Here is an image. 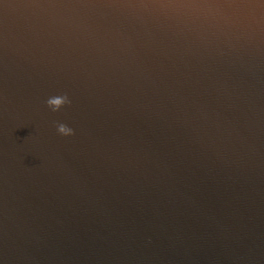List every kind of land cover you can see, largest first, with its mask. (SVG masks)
Instances as JSON below:
<instances>
[{"label":"water","instance_id":"obj_1","mask_svg":"<svg viewBox=\"0 0 264 264\" xmlns=\"http://www.w3.org/2000/svg\"><path fill=\"white\" fill-rule=\"evenodd\" d=\"M146 2L0 0V264H264V0Z\"/></svg>","mask_w":264,"mask_h":264},{"label":"clouds","instance_id":"obj_2","mask_svg":"<svg viewBox=\"0 0 264 264\" xmlns=\"http://www.w3.org/2000/svg\"><path fill=\"white\" fill-rule=\"evenodd\" d=\"M139 7L145 10H156L164 15L186 18L192 21H200L209 26H217L221 23L234 25L242 20L253 22L254 14L250 9L233 6L231 3L224 5L214 2H205L199 5H189L179 0H149L141 3ZM46 107L52 113H59L72 104L71 97L67 93L49 96L45 101ZM56 132L62 137L75 135L74 129L68 124L57 122Z\"/></svg>","mask_w":264,"mask_h":264}]
</instances>
